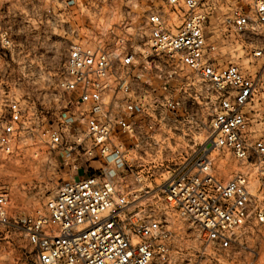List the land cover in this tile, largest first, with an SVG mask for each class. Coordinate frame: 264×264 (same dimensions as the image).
<instances>
[{
  "label": "built area",
  "instance_id": "1",
  "mask_svg": "<svg viewBox=\"0 0 264 264\" xmlns=\"http://www.w3.org/2000/svg\"><path fill=\"white\" fill-rule=\"evenodd\" d=\"M44 1L49 3L44 12L52 14L53 3L69 0ZM9 2L0 0V53L5 54L16 43L13 18L20 17L10 13ZM33 2L34 14L40 17V2ZM165 2L151 5L127 37L123 36L128 33L127 22H123L121 34L111 29L114 36L105 47L70 46L60 86L74 96L71 103L80 109L85 128L67 118L71 127L47 129L48 145L64 146L70 152L82 148L89 160L103 166L97 173L61 185L42 208L23 220L33 264H182L184 250L177 242L183 233L176 221L180 229L188 225L203 236L194 264H240L234 256L248 248L247 229L264 225V183L253 192L249 173L219 179L212 172L209 154L198 160L196 172L172 178L163 190L164 211L133 210L129 193L117 182L120 169L132 168L120 137L136 133L133 116L148 106L147 91L139 80L143 74L138 71V55L127 45L144 39L155 53L143 54L149 76L163 78L168 89L177 70L164 69L157 62L161 58L194 72L216 96L211 120L214 145L250 163L264 179V134L252 116L263 94L261 79L236 63H217L209 24L215 13L212 0ZM224 25L229 42L250 45L254 56H264L259 45L264 42V0H249L246 7L234 8ZM154 101L172 110L180 104L169 96ZM8 111L9 116L0 117V152L4 154L14 153L22 133V107L13 101ZM9 203V194L0 186V224L4 226L14 225Z\"/></svg>",
  "mask_w": 264,
  "mask_h": 264
},
{
  "label": "rangeland",
  "instance_id": "2",
  "mask_svg": "<svg viewBox=\"0 0 264 264\" xmlns=\"http://www.w3.org/2000/svg\"><path fill=\"white\" fill-rule=\"evenodd\" d=\"M9 1L10 13H19L20 17L13 18L14 47L6 54L0 53V117L9 116L8 104L15 101L23 109V122L14 153L0 152V186L9 194V214L14 224H0V264H33L23 220L42 208L61 185L97 173L103 166L102 162L89 160L82 148L70 152L64 146L53 149L48 145L47 129L71 127L67 118H72V125L85 128L80 109L71 103L74 96L60 86L70 46L81 43L90 48L105 47L114 36L111 29L121 34L123 22H127L128 33L122 35L127 37L151 5L163 6L166 0L60 1L53 3L52 14L44 12L49 3L39 0L40 17L34 14L33 0ZM248 2L212 0L215 13L209 24L217 63H236L261 79L263 94L252 116L264 134V56L256 57L250 45L231 43L224 36L225 17ZM127 45L138 55V71L143 74L139 80L147 91L148 104L143 113L133 116L136 133L120 137L132 168L120 169L116 179L129 193L130 207L164 211L163 190L175 175L196 172L194 166L204 154L210 155L212 172L219 179L227 181L238 173H249L252 191H257L264 179L257 176L250 163L238 161L214 145L211 120L217 107L215 93L207 90L190 69L161 58L157 62L164 69L177 70L165 89L164 79L150 77L145 69L143 54L153 53L146 39ZM259 45L264 48V42ZM165 96L179 100V107L172 110L154 101ZM176 224L183 233L177 242L184 250L182 264H194L193 256L202 248L203 236L188 225L180 229V221ZM247 233L248 248L236 252L234 259L240 264H264V225L250 226Z\"/></svg>",
  "mask_w": 264,
  "mask_h": 264
}]
</instances>
